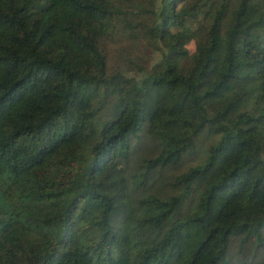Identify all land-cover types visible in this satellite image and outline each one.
Segmentation results:
<instances>
[{
    "label": "trees",
    "instance_id": "1",
    "mask_svg": "<svg viewBox=\"0 0 264 264\" xmlns=\"http://www.w3.org/2000/svg\"><path fill=\"white\" fill-rule=\"evenodd\" d=\"M150 2L0 0V264H264V0Z\"/></svg>",
    "mask_w": 264,
    "mask_h": 264
},
{
    "label": "rangeland",
    "instance_id": "2",
    "mask_svg": "<svg viewBox=\"0 0 264 264\" xmlns=\"http://www.w3.org/2000/svg\"><path fill=\"white\" fill-rule=\"evenodd\" d=\"M140 1L142 2L143 8H151L150 0ZM139 21L141 23V28L138 30L140 44H138L137 47L133 45L132 41H130V39L127 38L126 35L122 36L114 34L108 40H105L102 48L106 56L108 72L120 68V70L123 71L126 76L134 77L135 79H139L141 77L142 74L139 71H136V69L132 66H129V69H123L121 66H117L121 65V63H119V60L121 59V54L124 52H126L128 54V57L130 58L134 57V54L138 53L139 49H142L145 51L143 57L148 60L150 64L159 61L161 47L156 41L151 40L145 33V28H148L152 22L151 14L147 12L142 13L139 17ZM185 47L187 49V52L191 53L193 51L194 44L192 41H189Z\"/></svg>",
    "mask_w": 264,
    "mask_h": 264
}]
</instances>
